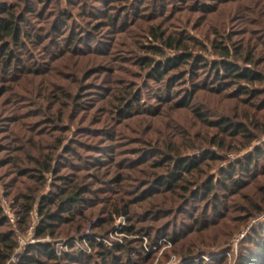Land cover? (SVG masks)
I'll return each mask as SVG.
<instances>
[{
    "label": "rangeland",
    "instance_id": "rangeland-1",
    "mask_svg": "<svg viewBox=\"0 0 264 264\" xmlns=\"http://www.w3.org/2000/svg\"><path fill=\"white\" fill-rule=\"evenodd\" d=\"M4 8L22 19L20 40L4 43L15 58L0 54V233L16 242L4 264L36 244L58 258L44 264H240L255 252L264 0H0ZM180 56L187 63L165 71ZM218 63L256 80L217 79ZM191 158L200 166L173 192L159 185ZM68 193L80 202L61 213ZM40 205L62 221L37 240Z\"/></svg>",
    "mask_w": 264,
    "mask_h": 264
},
{
    "label": "trees",
    "instance_id": "trees-1",
    "mask_svg": "<svg viewBox=\"0 0 264 264\" xmlns=\"http://www.w3.org/2000/svg\"><path fill=\"white\" fill-rule=\"evenodd\" d=\"M22 22L21 17H17L12 11L9 9H2L0 10V54L4 56H11L13 59L14 53L10 52L8 50V45L4 44L6 40L13 39L14 42H17L21 38V27L19 24ZM178 44H180L178 42ZM166 45L170 48H172V44L169 42H166ZM224 57V56H222ZM189 59H184L183 57H178L177 61L171 60L166 64H164L163 68L165 71L166 68H170L173 66V68L179 66L181 63H187ZM199 65V64H198ZM162 65H156L154 72L157 75H160L161 78L165 76V71H163ZM215 70H218L216 75L217 79H221L222 75L227 76L229 79H235L237 81H245L247 83L254 82L256 80V77L254 73L250 70H243L240 68L239 65H233L229 63H224L221 65L215 64L214 65ZM222 68V70H220ZM223 71V73H221ZM225 74V75H224ZM227 126L232 127L233 124L227 123ZM200 162L189 159L185 162H178L175 165V168L170 171L169 177L173 178L171 181L167 180L165 183H160L159 185L161 187H166L168 185V191H172L175 189L173 188L175 185L173 183L178 182L182 178L183 173L185 172H191L192 170L198 168L200 166ZM45 170H50V164ZM235 185H237L235 183ZM81 193V192H79ZM79 193H68L66 195L65 199H62L58 201L60 203V210L61 213H67L68 208L70 205H77L79 204ZM32 210V205H28V209H26L25 214H29ZM38 215L40 218H43L42 225H39L36 230V239L43 238L46 233L49 232V234H54L53 228L56 226V222L62 221L60 219L61 215L58 214L55 211H51L48 209L47 205H40ZM0 226H3L2 220H0ZM0 261H2V264L6 263L9 258L11 257L14 249L16 248V242L14 238L9 237L8 235L0 233ZM52 260L54 262H57L58 258L54 252L53 249L50 248V245H44V244H36V245H30L25 251V254L22 258V260L19 262V264H44L43 260ZM240 264H264V236H261V240L259 242V245L257 248L255 247V252H253L250 256L241 258Z\"/></svg>",
    "mask_w": 264,
    "mask_h": 264
},
{
    "label": "built area",
    "instance_id": "built-area-1",
    "mask_svg": "<svg viewBox=\"0 0 264 264\" xmlns=\"http://www.w3.org/2000/svg\"><path fill=\"white\" fill-rule=\"evenodd\" d=\"M18 242L20 247L26 245V242L21 237L18 238Z\"/></svg>",
    "mask_w": 264,
    "mask_h": 264
}]
</instances>
